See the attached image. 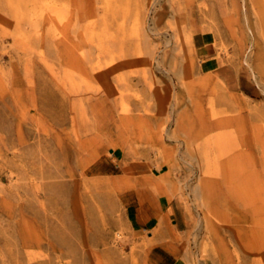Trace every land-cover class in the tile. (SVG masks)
<instances>
[{
    "label": "rangeland",
    "instance_id": "obj_1",
    "mask_svg": "<svg viewBox=\"0 0 264 264\" xmlns=\"http://www.w3.org/2000/svg\"><path fill=\"white\" fill-rule=\"evenodd\" d=\"M161 241L264 264V0H0V264H155Z\"/></svg>",
    "mask_w": 264,
    "mask_h": 264
},
{
    "label": "crops",
    "instance_id": "obj_2",
    "mask_svg": "<svg viewBox=\"0 0 264 264\" xmlns=\"http://www.w3.org/2000/svg\"><path fill=\"white\" fill-rule=\"evenodd\" d=\"M134 200L129 202V208L127 216L133 226L138 228H154L158 226L162 218H166V211L168 206L165 207L161 200H157L156 197L151 193L149 186L143 188H134L131 190ZM171 222L176 224L178 227L175 214L169 215ZM169 229L173 228L170 225ZM165 230H169V229ZM152 236V235H151ZM175 246L172 242H159L155 244L151 250L154 254L155 264H182L179 260L173 258ZM173 258V259H172Z\"/></svg>",
    "mask_w": 264,
    "mask_h": 264
}]
</instances>
